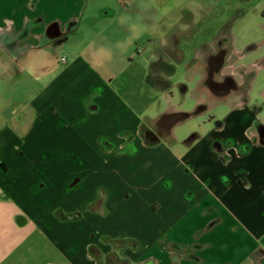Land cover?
Here are the masks:
<instances>
[{"label": "crops", "instance_id": "0c3cea01", "mask_svg": "<svg viewBox=\"0 0 264 264\" xmlns=\"http://www.w3.org/2000/svg\"><path fill=\"white\" fill-rule=\"evenodd\" d=\"M0 41L35 84L0 125V264H264V100L224 71L237 41L263 69L264 0H0ZM186 58L192 108L148 113Z\"/></svg>", "mask_w": 264, "mask_h": 264}, {"label": "rangeland", "instance_id": "374dc122", "mask_svg": "<svg viewBox=\"0 0 264 264\" xmlns=\"http://www.w3.org/2000/svg\"><path fill=\"white\" fill-rule=\"evenodd\" d=\"M249 5L250 3H248L247 6ZM253 24L254 22L253 23L251 22L250 25ZM253 36L255 38L260 37V35H253ZM1 44L2 43L0 41V125L1 123L6 122L7 120H11L14 117L16 118V116L18 115L17 113L19 110L18 109L19 106L12 102L11 104L7 103V96L11 95L12 99L25 98L26 96H28V94H30V92L32 93L35 86L34 81L32 79V75L34 74L32 67L25 65L23 69L21 67L23 61L22 59L18 58L17 55H14V59L16 60L14 59L11 60V58L6 57V53L1 51ZM251 48L252 46L250 45V43L242 44L240 41H237L233 45V50L231 52L230 62L232 65L230 67L228 66L226 68L224 67V71L229 74L230 79L231 77L234 78V82L236 80L242 82L244 81L241 86L243 88L248 87L249 88L248 94L251 95L249 98L246 99V102L247 103L249 102V106H254V102L256 101L261 102V99L264 100V67L261 70V67L258 66V64L260 63V59L258 57L261 48L260 47L254 49ZM188 49H190V47H187L186 51H188ZM194 52H195L194 50H189L188 51L189 56L190 55L192 56ZM184 61L186 64L184 62L180 64L173 63L174 72L171 76V79L173 82L175 80L178 81V86H175L172 89L174 91V97L168 98L169 100L167 101H164L163 100L164 98L160 99L159 101H154L153 104L149 106V109L147 110L148 113L150 112L153 114L156 108L161 109L162 107H166V106H170V107L174 106L176 108H190V107L192 108L193 100L189 99L188 96H186L185 94H183L184 95L183 96L182 91L185 90L186 88L185 86L190 85V83H192L190 81V78L192 79L196 73L194 72V69H192L193 67L188 65L189 64L188 58H186ZM242 75H245L246 81L245 79L243 80ZM217 95L218 94L216 93V96ZM9 100H11V98H9ZM211 105L213 107V111L210 109L208 110L209 112H213L212 114L215 117L223 116L229 110L228 109L229 106H226L225 108L223 107L222 101L214 100L212 98L208 99V102L206 101L199 104L198 109L200 110L203 108H210ZM204 114L205 113L195 114L192 118L188 117L186 119H183V121H179L180 123L176 125V132L181 133L187 131L189 128L187 127L188 123L200 120L202 115ZM215 117H213L212 119L213 121H215ZM180 127L181 128L184 127V130H182L181 132L179 131ZM125 242L133 244V242H131L128 239H119V240H115L113 242V245L121 246ZM91 252L95 256H99L97 250H91ZM113 255H114L113 253H110L109 256L106 257V262H112L113 260L116 261V258ZM117 261L118 264H126L123 260H117Z\"/></svg>", "mask_w": 264, "mask_h": 264}, {"label": "trees", "instance_id": "16d2710c", "mask_svg": "<svg viewBox=\"0 0 264 264\" xmlns=\"http://www.w3.org/2000/svg\"><path fill=\"white\" fill-rule=\"evenodd\" d=\"M104 198H105V193L103 191H100L97 198H95L94 201H92L90 204H89V209L91 210H97V211H100V212H105V207H104ZM80 213L78 212H74V213H71V214H63V213H59V215L63 218H76L79 216ZM114 242V241H113ZM126 243V242H125ZM124 243V244H125ZM90 250H96V248H94L93 246L90 247ZM109 256V254L107 255ZM116 261L119 260L116 256Z\"/></svg>", "mask_w": 264, "mask_h": 264}]
</instances>
